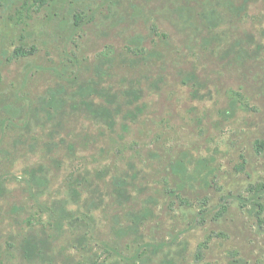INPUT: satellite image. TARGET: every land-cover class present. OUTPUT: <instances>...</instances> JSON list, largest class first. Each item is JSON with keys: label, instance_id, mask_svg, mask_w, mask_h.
Returning <instances> with one entry per match:
<instances>
[{"label": "rangeland", "instance_id": "374dc122", "mask_svg": "<svg viewBox=\"0 0 264 264\" xmlns=\"http://www.w3.org/2000/svg\"><path fill=\"white\" fill-rule=\"evenodd\" d=\"M0 264H264V0H0Z\"/></svg>", "mask_w": 264, "mask_h": 264}]
</instances>
